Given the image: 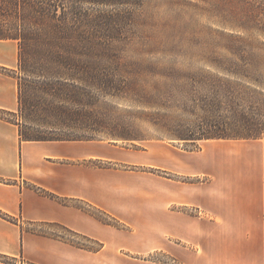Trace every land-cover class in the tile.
Wrapping results in <instances>:
<instances>
[{
    "label": "rangeland",
    "instance_id": "obj_1",
    "mask_svg": "<svg viewBox=\"0 0 264 264\" xmlns=\"http://www.w3.org/2000/svg\"><path fill=\"white\" fill-rule=\"evenodd\" d=\"M64 1L70 5L72 0ZM79 7L91 17H101L102 41L114 54L102 61L103 77L121 90L100 96L95 107L85 108L89 117L63 131L128 150L152 147L158 153L167 147L185 154L186 167L192 163L202 166L187 168L194 173L178 174L157 167L110 165L147 171L157 178L156 185H177L192 200L200 197L196 205L169 206L187 219L185 239L167 238L183 257L155 252L137 258L138 262L212 264L210 259H215L213 264H224L229 254L243 249L249 257L254 256L251 262L256 260L259 243L246 236L264 235V226L227 225L225 213L227 206H241L240 197L264 186V139L194 138L211 131L217 125L215 119L229 115L224 94L233 91L247 96L253 90L264 95V0H128L123 4L85 2ZM0 41H10L8 50L16 52V68L2 72L17 81L18 43ZM229 47L260 50L256 57L246 59L229 54ZM92 212L107 225L137 233L121 220ZM34 229L73 244L96 247L54 225ZM139 234H144L142 229ZM205 235H212L213 241L203 242Z\"/></svg>",
    "mask_w": 264,
    "mask_h": 264
},
{
    "label": "crops",
    "instance_id": "obj_2",
    "mask_svg": "<svg viewBox=\"0 0 264 264\" xmlns=\"http://www.w3.org/2000/svg\"><path fill=\"white\" fill-rule=\"evenodd\" d=\"M9 42L0 41V110L16 113L17 81L2 72L13 71L17 65ZM185 163V154L167 147L157 153L152 147L128 150L98 139L21 141L18 126L0 118V264H153L139 263L137 258L155 252L183 257L167 238L185 239L187 219L169 206L196 205L200 197L192 200L177 185H156L157 178L147 171L110 165L157 167L178 174L202 167ZM240 198L241 206L226 207L225 224L264 226V186ZM92 211L121 220L137 233L107 225ZM48 225L70 231L96 247L34 229ZM140 229L144 234H139ZM246 237L259 243L258 258L251 262L254 256L243 249L229 254L224 264H264V235ZM207 241H213L212 235H205L203 242Z\"/></svg>",
    "mask_w": 264,
    "mask_h": 264
},
{
    "label": "trees",
    "instance_id": "obj_3",
    "mask_svg": "<svg viewBox=\"0 0 264 264\" xmlns=\"http://www.w3.org/2000/svg\"><path fill=\"white\" fill-rule=\"evenodd\" d=\"M85 2L123 4L128 0H72L70 5L64 0H0V40L17 41L19 70L17 112L0 110V118L18 126L21 141L96 140L63 130L89 117L85 108L95 107L100 96L121 90L103 77L102 61L113 51L102 41L101 17L80 9ZM226 50L252 59L260 49ZM219 96L215 94L217 103ZM224 97L229 115L215 119L217 125L211 131L194 139H264V95L250 90L247 96L230 91Z\"/></svg>",
    "mask_w": 264,
    "mask_h": 264
}]
</instances>
